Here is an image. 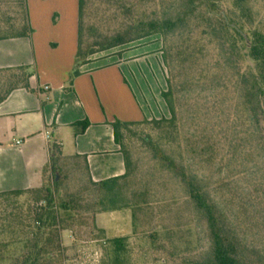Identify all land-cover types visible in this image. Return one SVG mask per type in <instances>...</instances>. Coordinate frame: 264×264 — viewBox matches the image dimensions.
Wrapping results in <instances>:
<instances>
[{"label": "trees", "instance_id": "obj_1", "mask_svg": "<svg viewBox=\"0 0 264 264\" xmlns=\"http://www.w3.org/2000/svg\"><path fill=\"white\" fill-rule=\"evenodd\" d=\"M154 1L161 10L170 8L164 0ZM6 6L12 12H3L2 8ZM87 6L88 0H79L78 51L68 90H73L74 80L81 74V67L89 63L90 57L98 51H108L160 35L162 59L167 69V90H163L161 96L168 106L171 118L145 119L140 122L117 120L111 123L116 141L122 147L126 173L100 182L93 180L86 156L65 157L61 147L53 143L50 147V164L42 172L40 187L0 193V196L29 193L33 194L37 202L36 205L27 204L25 213L21 212L10 223L0 225V237L3 238L5 234L11 237L7 241L0 240V264H67L69 248L64 244L63 233L72 232L77 219L82 218L91 221L93 233L105 236V231L96 226V216L115 211H132V238L138 240V243L147 238L158 240L162 235L172 239L178 233L175 227L163 230L162 226H156L155 229L146 231L137 223L139 213L148 204L142 199L145 193L127 185L132 175L131 160L122 140L127 133H131L132 127L144 125L172 134V140L164 138L160 142L150 136L149 139H141L163 166L179 177L185 186L189 202L206 225L211 244L210 253L208 257L191 264H255L254 261L249 263L241 258V245L234 230L228 226V219L219 211L218 204L212 200L198 177L191 174L189 167L178 165L177 160L167 154L164 148L176 145V148L189 151L192 159L207 157L211 161L217 144L209 134L198 132L186 137L182 133V103L179 94L196 90L208 82H222L218 95L226 97L229 90L234 88L235 98L239 101L235 104L236 114H228L223 118L224 121L231 122L234 129L241 126L243 134L250 139L254 138L256 127L261 122L260 143L264 155V27L256 17L251 0H183L181 7L172 16L163 15L135 21H127L132 9L131 6L123 5L114 12L116 14L120 11V18L123 20L120 28L114 34L103 36L100 43L93 41L90 28L85 24ZM33 32L28 0H0V41L31 37ZM18 73L21 75H16ZM4 75L10 78V82L0 90V104L14 90L28 88L35 71L25 66L0 69V82ZM216 106L217 104H213L212 107ZM197 123L199 118L197 120L196 115L192 116V124L198 129ZM89 125V121H84L75 124L74 128L79 133ZM66 165L80 168V172L87 177V183L93 188V200L87 216H83L75 207V195L68 194L61 198V191L56 195L50 184L46 183L53 173L54 185L57 186L61 171L67 169ZM24 205L18 207L22 209ZM130 238L109 240L115 255L113 263L130 247Z\"/></svg>", "mask_w": 264, "mask_h": 264}, {"label": "rangeland", "instance_id": "obj_2", "mask_svg": "<svg viewBox=\"0 0 264 264\" xmlns=\"http://www.w3.org/2000/svg\"><path fill=\"white\" fill-rule=\"evenodd\" d=\"M164 1L170 8L161 10L154 0H88L85 24L90 28L93 41L100 43L103 36L114 34L120 28L123 20L119 10L114 13L117 8L131 6L127 21L149 20L163 15L172 16L181 7L183 0ZM251 5L264 27V0H251ZM2 10L12 12L7 6ZM161 51L162 37L153 35L108 51H98L90 60L108 64L123 56H133L128 59L131 64L136 60L140 63L147 61L150 71L146 75L141 74L140 80L148 86L145 91L151 113L149 120L163 117L170 119L168 106L161 96V90H167V69ZM3 77L0 90L10 82L9 77ZM222 86V82H208L196 90L179 94L182 103V133L186 137L198 132L209 134L217 144V151H214L211 161L207 157L192 159L189 151L176 148V145L164 148L167 154L177 160L178 165L189 167L191 174L198 177L212 200L218 204L219 211L228 219V226L234 230L241 245V258L249 263L254 261L255 264H264V155L260 143L262 124L260 122L256 127L253 140L243 134L241 126L234 129L231 122L224 121L228 114H236L235 104L239 101L235 98L234 88L229 90L226 97L218 95ZM213 104L217 106L214 108ZM194 115L197 120L199 118L198 129L192 124ZM131 130L122 140L131 160L132 175L127 185L145 193L142 199L148 204L139 213L137 223L146 231L162 226L163 230L175 227L178 233L172 239L164 235L158 240L142 239L130 245L113 263L115 255L109 243L113 237L106 233L105 236L93 233L91 221L79 218L72 232L63 233L64 244L69 248L67 264H191L208 257L211 244L207 228L201 215L189 202L184 184L163 166L141 139H149L150 136L160 142L164 138L172 140V134L158 131L151 125L134 126ZM54 177L52 173L46 183L50 184L56 195L58 191H61V198L68 194L75 195V207L79 213L87 216L94 192L80 168L70 165L62 170L57 186L54 185ZM229 198L232 199L229 201ZM29 203L37 204L33 194L0 196V225L10 223L21 212L25 213ZM21 205H24L22 209L18 207ZM124 211L130 214L133 221L132 211ZM10 238L5 234L0 240L7 241Z\"/></svg>", "mask_w": 264, "mask_h": 264}, {"label": "crops", "instance_id": "obj_3", "mask_svg": "<svg viewBox=\"0 0 264 264\" xmlns=\"http://www.w3.org/2000/svg\"><path fill=\"white\" fill-rule=\"evenodd\" d=\"M28 7L32 36L0 41L1 70L35 71L28 88L14 90L0 104V193L40 187L53 143L65 157L86 156L95 182L123 176L125 158L111 123L151 119L148 86L140 80L150 71L148 62L131 64L133 56L108 64L91 60L68 90L78 51L79 0H28ZM84 121L90 125L77 133L74 125ZM96 225L107 236L138 242L126 211L98 214Z\"/></svg>", "mask_w": 264, "mask_h": 264}, {"label": "built area", "instance_id": "obj_4", "mask_svg": "<svg viewBox=\"0 0 264 264\" xmlns=\"http://www.w3.org/2000/svg\"><path fill=\"white\" fill-rule=\"evenodd\" d=\"M46 89H48V87H46ZM47 137H48V138H50V137H51V133H50V132H48V133H47ZM17 143H18V144H21V143H22V141H21V140H19V141H17Z\"/></svg>", "mask_w": 264, "mask_h": 264}]
</instances>
